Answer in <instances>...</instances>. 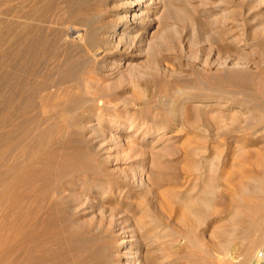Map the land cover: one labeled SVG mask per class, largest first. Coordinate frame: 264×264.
<instances>
[{
	"label": "rangeland",
	"instance_id": "1",
	"mask_svg": "<svg viewBox=\"0 0 264 264\" xmlns=\"http://www.w3.org/2000/svg\"><path fill=\"white\" fill-rule=\"evenodd\" d=\"M156 1L140 42L131 39L139 56H90L76 74L81 86L69 119L54 125L31 167L15 171L41 126L0 127V264L264 261V212L245 238L244 214L229 201L245 176L262 179L264 188V0ZM75 34L67 29L69 42ZM63 138L73 143L64 148ZM262 189L254 199L264 206ZM159 191L211 207L197 210L191 229L172 199L166 210ZM142 208L161 229L143 238L132 262L119 256V243ZM162 228L179 234L165 241Z\"/></svg>",
	"mask_w": 264,
	"mask_h": 264
},
{
	"label": "bare ground",
	"instance_id": "2",
	"mask_svg": "<svg viewBox=\"0 0 264 264\" xmlns=\"http://www.w3.org/2000/svg\"><path fill=\"white\" fill-rule=\"evenodd\" d=\"M157 2L156 0H0V103L3 105L0 112V127L4 128L8 122L11 123V126H16L17 123H23L25 120L31 121L36 125V128L41 126L35 137L33 136V140H31L32 138L31 142L28 140V143H33V146L24 163H17L15 171L19 172L24 168L31 167L35 159L38 158L37 153L39 152L42 156L40 150L45 152L46 147L44 146L49 140L52 129L57 126L56 124L65 123L67 119L65 111H67L69 103H74L71 101L76 99L79 86H81L79 85L80 80L78 79L79 82H77L75 76L79 74L84 65L91 62L90 56H94L95 59H103V57L112 54L129 53L126 58L140 55V45L131 39H137V42H140L143 29L147 26L145 21L148 14L157 8L153 6ZM137 19H139L138 22ZM69 27H73L76 31V38L72 42L67 39ZM120 30L124 32L120 33ZM90 75L87 76L88 81L93 80ZM87 85L89 86V84ZM10 86L13 91L11 94L5 95L3 89L7 87L11 89ZM72 122L75 127L84 124V122L82 124V120ZM20 127L18 126L19 129H21ZM11 130L13 131V128ZM4 135L6 136V134ZM59 143L63 146L67 141L63 138ZM67 144L71 145L69 142ZM30 145H27L26 149ZM261 180L251 176L243 177L232 188L233 195L229 198L230 203L236 206L235 212L244 214L243 225L241 224L242 228L240 227L239 233L246 236L245 238L250 233H254L262 221L260 218L263 214L262 211L264 212V206L259 204L260 202H256L260 201L256 197L263 188ZM210 184L208 185L210 186ZM166 190L168 189L164 191ZM208 190L209 193L212 192L211 189ZM158 193L164 199L166 210L170 211L168 202H171V199L177 204L178 211L175 210L176 208L173 211L179 212L178 219L190 228L197 222L195 220L197 210L202 208L206 211L210 206L206 199H197L195 195V197L184 198L169 191L163 192V195L160 191ZM198 197L200 196L198 195ZM237 213H235L236 216ZM145 217L146 210L144 208L137 213L134 212L133 223L122 231L131 234L122 238L119 243L122 249V253H119L120 257L123 254H128L129 256L126 258L132 259V262L136 261L139 258V245L142 244L143 238H150L155 233L159 234L161 228L156 232L159 227L150 225L148 218ZM165 228H162L161 231L164 240L168 237L177 238L179 232H170ZM189 233L191 234V232ZM219 237L221 239V236ZM238 238L240 239V237ZM214 239L218 240L219 238ZM133 245L134 250H132ZM221 249L219 248V250ZM177 258L170 260L169 263L176 264ZM163 261H165L164 258ZM252 264H264V261L257 258Z\"/></svg>",
	"mask_w": 264,
	"mask_h": 264
}]
</instances>
